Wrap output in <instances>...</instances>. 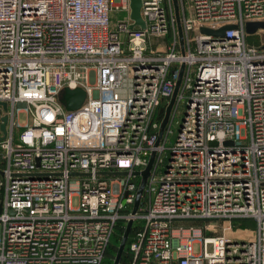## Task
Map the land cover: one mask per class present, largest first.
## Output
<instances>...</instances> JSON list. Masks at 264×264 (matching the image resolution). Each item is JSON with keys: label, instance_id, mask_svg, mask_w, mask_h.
<instances>
[{"label": "built area", "instance_id": "1", "mask_svg": "<svg viewBox=\"0 0 264 264\" xmlns=\"http://www.w3.org/2000/svg\"><path fill=\"white\" fill-rule=\"evenodd\" d=\"M178 5L183 53L172 0H141L142 30L129 0H0V264H103L128 221L129 264H264V49L246 41L264 0ZM65 88L85 92L76 111Z\"/></svg>", "mask_w": 264, "mask_h": 264}, {"label": "water", "instance_id": "2", "mask_svg": "<svg viewBox=\"0 0 264 264\" xmlns=\"http://www.w3.org/2000/svg\"><path fill=\"white\" fill-rule=\"evenodd\" d=\"M172 4H173V10H174V16L176 19V27H177V35H178V39H179V43H180V49L181 52L183 53V49H184V43H183V33H182V28H181V24H180V18H179V5H178V0H172ZM129 9H130V19L134 22L131 26L130 29L134 28L135 26H138L141 30L144 29V21L142 20L141 16H140V10H141V0H129ZM264 27V23H248L246 25V32L249 34H253L257 29ZM227 28H221L219 30L213 31V30H208V29H201L200 33L201 34H205V35H213V36H219L223 33L224 30H226ZM184 72V65H181L180 69H179V74L174 86V90L173 93L170 97L169 103L165 108L164 111V115L163 118L161 120L160 123V128H159V133H158V140L157 143H159L162 134H163V130L164 127L166 126L169 116H170V112L172 109V106L174 104L176 95L178 93V90L180 88V84H181V80H182V75ZM85 99V92L81 89V88H77L74 90H70L68 88H65L63 90V92L61 93V97L59 99L60 103L65 107V109L67 111H76L81 104L83 103ZM3 109L6 110V105L4 103L1 104ZM1 124H0V131L2 132L3 136L2 138H0V140L4 139L5 135H6V131H5V125L7 122V118L6 117H1L0 118ZM153 159H154V154L151 156L149 163L147 165V167L145 168L144 171L142 172H138L135 173L136 176L140 177V183L138 185L137 191H136V196H135V201L132 207V215H135L138 212L141 200H142V195H143V191H144V187L147 181V178L149 176L150 173V169L153 163ZM122 174H126L125 172ZM131 227H132V221H128L125 225L124 228V232L123 235L121 237L116 255L114 257L113 263L112 264H120L122 255L124 253V250L126 248V244L130 235V231H131Z\"/></svg>", "mask_w": 264, "mask_h": 264}, {"label": "rangeland", "instance_id": "3", "mask_svg": "<svg viewBox=\"0 0 264 264\" xmlns=\"http://www.w3.org/2000/svg\"><path fill=\"white\" fill-rule=\"evenodd\" d=\"M112 1H113V6L121 4V0H112ZM124 16H125V12L121 8L119 11L113 9L112 16H111L112 26L115 25L119 20L123 19ZM162 41H163V39L154 37V38H152V40H149L148 42H149V44H151L150 47H152V48L154 47L153 48L154 50L164 51L165 50L164 45L167 42V40H165V43L163 42L164 45H163ZM246 41H247V44H249V45H253L256 47H262L264 49V27L260 28L259 31L256 32L255 34L247 33ZM161 45H162V47H160ZM0 111L2 114H4V111L2 108H0ZM183 112H184V104H182L180 106V114L177 116V118H176L177 120L181 119V115ZM24 120L25 119L22 115H20V114L17 115V121L19 124L23 123ZM176 129L177 128L174 127V130H176ZM172 141H173V137L169 138V142L171 143ZM170 143H168V145H170ZM72 204L74 207H76V205H77V199L76 198H73ZM178 224H184V225H190V224L192 225L193 224L196 227H199L201 229H203L202 228L203 226L207 225L209 228L206 230V232H204V234L205 235H209V234L210 235H217L220 233L221 228L225 224V221H202V222H196V223L188 221V222H181ZM232 227H233V230H235V229H246V230L251 231L254 229L255 224L252 220L239 219V220L232 221ZM194 251L197 252L198 248L195 247Z\"/></svg>", "mask_w": 264, "mask_h": 264}, {"label": "trees", "instance_id": "4", "mask_svg": "<svg viewBox=\"0 0 264 264\" xmlns=\"http://www.w3.org/2000/svg\"><path fill=\"white\" fill-rule=\"evenodd\" d=\"M162 109H163V107H162ZM123 232H124V225L122 222H120L115 228L114 234H113L111 241H110V244H109V247L106 251V255H105V258L103 260V264H112L113 263V260H114V257L116 255V252H117L121 237L123 235ZM131 234H132V232H131ZM130 238H131V236H130ZM129 242H130V239L127 242V245H126V248H125L124 253L122 255L120 264H129V262H130V256L128 254Z\"/></svg>", "mask_w": 264, "mask_h": 264}, {"label": "bare ground", "instance_id": "5", "mask_svg": "<svg viewBox=\"0 0 264 264\" xmlns=\"http://www.w3.org/2000/svg\"><path fill=\"white\" fill-rule=\"evenodd\" d=\"M35 97H40L39 93L34 94Z\"/></svg>", "mask_w": 264, "mask_h": 264}]
</instances>
